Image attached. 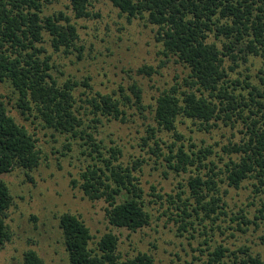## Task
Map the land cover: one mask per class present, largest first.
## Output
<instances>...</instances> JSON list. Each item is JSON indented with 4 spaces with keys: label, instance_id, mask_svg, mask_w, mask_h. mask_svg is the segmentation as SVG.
I'll return each instance as SVG.
<instances>
[{
    "label": "rangeland",
    "instance_id": "374dc122",
    "mask_svg": "<svg viewBox=\"0 0 264 264\" xmlns=\"http://www.w3.org/2000/svg\"><path fill=\"white\" fill-rule=\"evenodd\" d=\"M89 10L97 15L75 19L68 0L45 2L41 16L65 12L76 25L78 39L76 48L55 50L51 36L44 31L41 45L55 65L52 76L60 85L67 81L74 84L71 93L76 114L89 124L105 150L114 146L121 149L118 161L132 168L149 222L134 231L111 225L105 211L108 203L104 199H88L79 183L71 182L79 180L81 170L92 162L90 156L82 153V140L47 126L35 108L21 113L16 106L17 93L8 81H0V101L8 114L34 136L40 156L39 164L31 170L15 168L0 174L13 197L6 218L11 238L0 246V264H25L24 253L28 250H34L42 264H70L59 226V217L65 212L80 216L89 227L93 236L90 247H95L104 233L116 234L122 258L146 252L152 255L153 264H210L209 253L222 245L228 249L223 260L227 256L233 259L232 251L240 258L238 249L247 247L264 261V209L262 214L259 211L264 191L255 189V178L244 179L238 188L230 186L224 167L229 156L222 147L247 137L241 118L234 114L230 121L213 120L215 126L206 131L199 121L180 116L176 129L183 138L177 140L154 120V108L157 96L182 83L189 68L176 56L165 61L162 43L156 40L157 27L147 21L146 13L143 18L128 21L110 0H89ZM221 38L210 34L209 40L221 47ZM144 65L152 66L154 72H138ZM224 67L229 88H235V93L250 98L246 82L263 86L262 57L250 56L246 63L225 57ZM133 83L141 89V106L125 103L119 90L123 87L124 94L134 100L129 90ZM185 89L184 85L179 87V91ZM97 92L124 101V119L99 115L100 122L93 121L96 116L91 113L88 99ZM248 111L247 108L245 113ZM171 144L174 149L183 145L188 152L206 146L211 149L206 162L211 160L216 166L213 178L217 184L210 194L221 197L219 209L212 213L218 214L217 218L194 212L188 186L192 176L207 178L211 174L209 167L194 164L185 170L174 169L166 159ZM184 203L190 216L182 213Z\"/></svg>",
    "mask_w": 264,
    "mask_h": 264
},
{
    "label": "trees",
    "instance_id": "16d2710c",
    "mask_svg": "<svg viewBox=\"0 0 264 264\" xmlns=\"http://www.w3.org/2000/svg\"><path fill=\"white\" fill-rule=\"evenodd\" d=\"M51 0H0V81H8L17 93L16 106L25 114L33 108L37 110L45 124L63 133H68L85 146L82 153L90 156L88 163L79 173L80 189L90 200L104 199L106 216L115 227L136 230L149 222V214L144 209L141 188L135 181L132 168L119 162L121 149L117 146L105 150L101 141L90 130L74 110V97L70 81L60 85L52 76L55 65L51 55L46 54L43 32L51 36L55 50L76 48L78 31L72 18L63 11L41 16L43 4ZM75 19L96 16L89 10V0H68ZM128 21L132 18L146 19L155 25L156 40L162 43L161 53L165 61L171 55L189 68L182 83L173 85L156 98L154 120L162 128L172 132L179 140L183 135L176 129V119L180 116L197 120L203 130L215 126L213 120L230 121L234 114L241 118L245 126L246 138L230 142L222 147L229 159L224 163L226 179L230 186L238 188L247 178L257 180L254 187L264 191V77L263 86L246 82L250 88L248 97L230 89L228 73L224 67L225 57L233 62L239 59L247 62L250 56L264 59V0H110ZM210 34L218 42L209 40ZM152 66H142L138 72L152 74ZM238 83V81L236 80ZM181 85L187 89L179 91ZM125 103L142 104L140 87L129 86L134 100L125 95L119 87ZM203 91L208 94L204 95ZM218 99V100H216ZM112 94L95 93L88 99L91 113L100 122V116L124 119L122 103ZM124 103V104H125ZM248 108V114L245 110ZM0 101V174L15 168L31 170L39 164L36 139L21 124L17 123ZM96 127V126H95ZM153 133V129L150 128ZM157 144V142H155ZM169 148L166 156L170 166L185 170L188 166L209 167L207 178L192 176L188 181L195 213L202 211L206 217L217 218L221 197L210 194L216 188L215 164L206 162L211 153L209 147L187 151L183 145ZM209 165V166H208ZM13 204V197L4 179L0 177V246L11 238L6 223L7 211ZM183 204L182 213L190 216ZM259 209H264V203ZM244 222L249 223L245 215ZM63 243L70 264H153L152 255L139 252L134 257L122 258L118 251V237L113 232L104 233L95 247L89 243L93 236L80 216L65 212L59 217ZM228 249L222 245L209 253L210 264H264L249 248H239L240 258L235 251L227 260L223 257ZM25 264H42L43 260L34 250L24 253Z\"/></svg>",
    "mask_w": 264,
    "mask_h": 264
}]
</instances>
